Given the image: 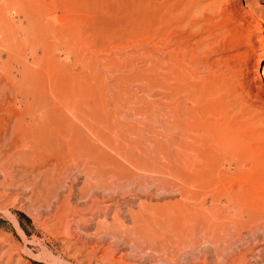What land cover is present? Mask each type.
Returning a JSON list of instances; mask_svg holds the SVG:
<instances>
[{"label": "rangeland", "instance_id": "rangeland-1", "mask_svg": "<svg viewBox=\"0 0 264 264\" xmlns=\"http://www.w3.org/2000/svg\"><path fill=\"white\" fill-rule=\"evenodd\" d=\"M263 52L264 0H0V264H264Z\"/></svg>", "mask_w": 264, "mask_h": 264}, {"label": "bare ground", "instance_id": "bare-ground-1", "mask_svg": "<svg viewBox=\"0 0 264 264\" xmlns=\"http://www.w3.org/2000/svg\"><path fill=\"white\" fill-rule=\"evenodd\" d=\"M263 61H264V52H263V55L261 56V58L259 59V63H263ZM262 68V70H261V74H260V77H264V64H262L261 65V67H260V69ZM36 92V91H35ZM39 93V92H38ZM8 94V93H7ZM18 98V97H17ZM4 100V99H3ZM1 101V100H0ZM23 103V102H22ZM21 106V105H20ZM88 112V111H87ZM68 114V113H67ZM68 120V119H67ZM64 121V120H63ZM9 127V126H8ZM13 129V128H12ZM32 129V128H31ZM13 133H15L16 132V130L15 129H13V131H12ZM71 136V135H70ZM16 138V137H15ZM68 138V137H67ZM99 141V140H98ZM97 141V142H98ZM25 143H26V141H25ZM116 145V144H115ZM177 149V148H176ZM150 150V149H149ZM152 153V152H151ZM161 157V156H160ZM190 164H192V163H190ZM188 170V169H187ZM226 201V200H225ZM230 201V200H229ZM226 202H228V199H227V201ZM230 203H231V201H230ZM229 203V204H230ZM228 204V206H230ZM232 204V203H231ZM227 206V204L225 205V207ZM232 206V205H231ZM231 208V207H230ZM232 209H233V207H232ZM215 220H217V219H215ZM234 233V232H233ZM247 235V234H246ZM204 238V237H203ZM211 238V237H210ZM227 238V237H226ZM216 252V251H215ZM217 254V253H216ZM181 264V263H180ZM188 264V263H187Z\"/></svg>", "mask_w": 264, "mask_h": 264}]
</instances>
